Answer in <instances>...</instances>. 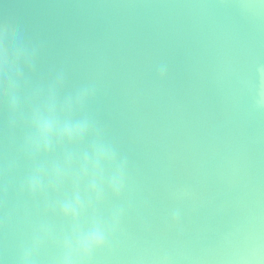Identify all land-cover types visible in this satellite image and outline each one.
Masks as SVG:
<instances>
[{"label":"water","instance_id":"1","mask_svg":"<svg viewBox=\"0 0 264 264\" xmlns=\"http://www.w3.org/2000/svg\"><path fill=\"white\" fill-rule=\"evenodd\" d=\"M5 19L26 22L16 48L35 53L34 82L63 73L57 115L83 101L127 159L126 190L105 187L102 206L124 214L94 264H264V0H0ZM6 115L0 93V130ZM8 211L0 264L42 221L68 230L14 190ZM58 254L49 244L37 264Z\"/></svg>","mask_w":264,"mask_h":264},{"label":"clouds","instance_id":"2","mask_svg":"<svg viewBox=\"0 0 264 264\" xmlns=\"http://www.w3.org/2000/svg\"><path fill=\"white\" fill-rule=\"evenodd\" d=\"M13 28L10 45L8 34ZM25 31L23 19L15 25L8 19L0 23V63L4 69L0 93L7 108L0 130V210L5 211L0 223L12 215L8 211L10 190L17 197H30L37 205L42 201L43 214L61 217L68 230L57 233L51 223H39L30 242L21 247L18 264H37L42 249L49 244L59 249L50 264H94L96 254L110 247V236L124 214L122 207H116L110 218L104 217L105 187L116 197L122 196L128 162L126 158L118 162L114 148L105 146L104 130L85 112L83 101L75 108L71 103L60 105L57 115L64 75L58 73L47 87L42 81H33L25 69L36 73L35 53L22 44L16 48ZM77 110L82 114L77 116ZM21 161H27L29 168L23 180L13 185V174Z\"/></svg>","mask_w":264,"mask_h":264}]
</instances>
